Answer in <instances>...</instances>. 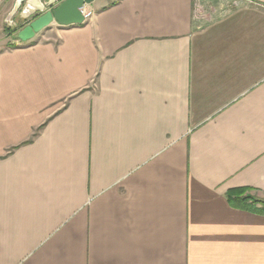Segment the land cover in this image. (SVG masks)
<instances>
[{"label": "crops", "instance_id": "0c3cea01", "mask_svg": "<svg viewBox=\"0 0 264 264\" xmlns=\"http://www.w3.org/2000/svg\"><path fill=\"white\" fill-rule=\"evenodd\" d=\"M233 1L95 0L0 48V264H264L226 197L264 195V0Z\"/></svg>", "mask_w": 264, "mask_h": 264}, {"label": "water", "instance_id": "95a60500", "mask_svg": "<svg viewBox=\"0 0 264 264\" xmlns=\"http://www.w3.org/2000/svg\"><path fill=\"white\" fill-rule=\"evenodd\" d=\"M95 0H15L10 12L5 17L7 27L16 26L12 19L19 12V18L33 20L16 36L22 43L30 41L35 34L47 28L53 22L60 26L83 24L81 9ZM54 5H56L54 7Z\"/></svg>", "mask_w": 264, "mask_h": 264}, {"label": "trees", "instance_id": "16d2710c", "mask_svg": "<svg viewBox=\"0 0 264 264\" xmlns=\"http://www.w3.org/2000/svg\"><path fill=\"white\" fill-rule=\"evenodd\" d=\"M6 30L8 32L13 29L7 27ZM13 31H16V29ZM11 48L15 47L11 46ZM250 192H253V190L249 188L231 189L226 193V197L231 206L234 208L264 215V200L251 197L249 195Z\"/></svg>", "mask_w": 264, "mask_h": 264}, {"label": "rangeland", "instance_id": "374dc122", "mask_svg": "<svg viewBox=\"0 0 264 264\" xmlns=\"http://www.w3.org/2000/svg\"><path fill=\"white\" fill-rule=\"evenodd\" d=\"M13 1L15 2V0H10V3H13ZM13 5H14V3H13ZM55 6L56 5H54V7ZM19 13L17 15H15V17L12 19V21L16 24V26L10 27V29H13V30L16 29V31L11 30V31L7 32V30H6L7 27H6L5 19H4V25L2 24L1 28H0V48L1 47L11 48V46H14L13 43L17 40L16 39L17 34L33 20V18H29L27 20H22L19 18ZM249 195L251 197L256 198V199L264 200V195H261L257 192H250Z\"/></svg>", "mask_w": 264, "mask_h": 264}, {"label": "built area", "instance_id": "2783aa9c", "mask_svg": "<svg viewBox=\"0 0 264 264\" xmlns=\"http://www.w3.org/2000/svg\"><path fill=\"white\" fill-rule=\"evenodd\" d=\"M233 2H234L233 5H236L238 3V0H234ZM202 5H203L202 0H193V16L195 19H198L199 17L203 15ZM80 11L83 16V20H84L83 23L89 21L93 16V13L91 11H88L86 9V6L83 7Z\"/></svg>", "mask_w": 264, "mask_h": 264}]
</instances>
